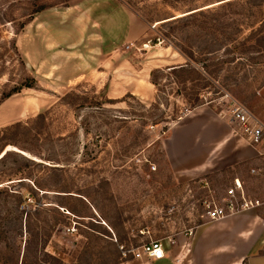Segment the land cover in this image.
I'll use <instances>...</instances> for the list:
<instances>
[{
  "label": "rangeland",
  "instance_id": "374dc122",
  "mask_svg": "<svg viewBox=\"0 0 264 264\" xmlns=\"http://www.w3.org/2000/svg\"><path fill=\"white\" fill-rule=\"evenodd\" d=\"M125 1L135 4L138 13L117 0H71L36 15L18 31L19 21L2 20L0 0V97L29 78L36 81L34 89L2 105L0 130L47 112L44 134L69 137L62 144L8 147L45 165L61 166L46 159L67 161L62 182L46 178L40 168L33 174L46 187L73 192L62 200L54 196L62 193L49 192L46 206L61 204L80 216L64 211L68 226L52 233L49 253L65 264L78 257L81 264H137L124 258L120 247L159 241L169 253L152 264H189L192 240L203 225V180L210 181L214 198L223 196L228 182L219 175L211 179L181 172L172 161L171 132L192 110L205 106L218 114L229 100L264 123V41L242 52L226 39L231 34L242 39L257 28L264 4L233 0L234 5L222 8L228 0H176L171 8L159 0ZM145 7L155 20L204 10L206 22L224 17L225 25L234 21L241 31L226 27L211 34L208 29L207 37L187 28L173 33L176 42L163 36L165 27L139 19L148 17ZM170 41L191 49V66L198 73H178L177 85L158 74V92L150 73L187 63ZM71 93L82 98L80 110L62 100Z\"/></svg>",
  "mask_w": 264,
  "mask_h": 264
},
{
  "label": "trees",
  "instance_id": "16d2710c",
  "mask_svg": "<svg viewBox=\"0 0 264 264\" xmlns=\"http://www.w3.org/2000/svg\"><path fill=\"white\" fill-rule=\"evenodd\" d=\"M1 18L5 23L19 21L18 31H21L28 23H30L36 15L43 11L50 9L56 5L65 6L71 0H1ZM122 4L134 9L135 13L138 10L135 9V4L131 1L117 0ZM263 4H264V0ZM176 0H159L161 5L166 7H172ZM221 5L222 8L231 7L233 0H228ZM148 17H139L141 21L146 23H152L165 27L168 30L167 34L163 36L168 39L171 36L176 42H179L177 36L174 34L178 31H184L187 28L200 29L208 37L209 33L216 31L217 29H225L226 27L233 28V31L240 33L241 28L238 24L226 23L224 24V17L210 18L206 22L208 11L194 9L188 13H183L178 16H171L162 20H155L152 11H148ZM204 19V22L200 20ZM201 25H197L200 23ZM208 25V26H207ZM207 26V27H206ZM264 18L259 22L257 28L252 29L250 33L242 39L235 37L231 34L228 40H231V46L234 50L248 51L252 49H258L264 41ZM190 31L187 29L185 32ZM174 33V34H173ZM189 43V35L187 36ZM175 49L187 60L185 66L179 65L175 67H169L164 70H155L150 73V84L153 85L158 92H160V84L157 82L156 75H165L172 81L174 85L178 84V73H195L196 71L191 66V62L194 61V57L190 50H184L176 46V42L170 41ZM208 43V41H206ZM258 46V47H257ZM190 48V47H189ZM253 59V58H252ZM21 63L22 59L19 57ZM36 81L33 78H29L25 83H21L19 86L14 87L8 93L0 97V105L10 99L15 94L20 93L24 89H34ZM131 96V95H129ZM104 99L105 103L113 104V100L106 99V97H99ZM82 98L75 94H66L62 100L70 101L66 103L70 104L77 110L81 109L79 100ZM98 104V103H97ZM98 108H102L99 106ZM47 112L38 114L33 120L27 123H15L6 128L0 130V264H65L60 258L54 256L46 250V246L50 241L53 232L59 229L66 228L68 226L67 215L64 211H68L64 205L48 202V205L43 203V200L47 198L49 192L62 193L57 196L58 199H68L71 196L69 191H65L63 187H46L38 179H34V171L36 168H40L46 178L58 181H63L65 176V168H67V161L61 159H46L51 162H56L61 166L45 165L37 162L35 159H29L24 156H20L17 153L9 150L8 147H21V144L34 146L40 142L47 143H65L69 137H62L58 135L55 138L50 137L48 134H44L43 129L47 121ZM10 156H15L21 159H7ZM25 186L24 191L18 189V187ZM43 191L44 193H41ZM79 195L78 193H74ZM75 217H80L73 211H68ZM49 213L55 215L53 221L46 218ZM19 243V244H18ZM80 257L76 258L71 264H81Z\"/></svg>",
  "mask_w": 264,
  "mask_h": 264
},
{
  "label": "crops",
  "instance_id": "0c3cea01",
  "mask_svg": "<svg viewBox=\"0 0 264 264\" xmlns=\"http://www.w3.org/2000/svg\"><path fill=\"white\" fill-rule=\"evenodd\" d=\"M170 142L172 161L184 174L219 175L228 186L237 179L248 195L264 198V159L211 109L200 106L189 112L171 132ZM189 264H264V209L203 224L192 240Z\"/></svg>",
  "mask_w": 264,
  "mask_h": 264
},
{
  "label": "built area",
  "instance_id": "2783aa9c",
  "mask_svg": "<svg viewBox=\"0 0 264 264\" xmlns=\"http://www.w3.org/2000/svg\"><path fill=\"white\" fill-rule=\"evenodd\" d=\"M226 102L225 111H219L217 115L228 122L234 136L247 143L259 157L264 158V123L244 105L234 100ZM255 173L256 171L253 170L252 174ZM203 189L207 192L201 201L203 224L213 223L258 208L264 209V200L248 195L242 183L237 179L226 187L223 196L219 198L213 197L210 181L207 179L203 180ZM169 245H173V242L169 241ZM120 250L124 258L129 257L137 264H152L166 258V252L159 241H150L127 249L121 246Z\"/></svg>",
  "mask_w": 264,
  "mask_h": 264
},
{
  "label": "water",
  "instance_id": "95a60500",
  "mask_svg": "<svg viewBox=\"0 0 264 264\" xmlns=\"http://www.w3.org/2000/svg\"><path fill=\"white\" fill-rule=\"evenodd\" d=\"M6 151H9V150H6ZM13 151L18 152V153H20L21 155L25 156L24 153L21 152V151H16V150H13Z\"/></svg>",
  "mask_w": 264,
  "mask_h": 264
},
{
  "label": "bare ground",
  "instance_id": "6f19581e",
  "mask_svg": "<svg viewBox=\"0 0 264 264\" xmlns=\"http://www.w3.org/2000/svg\"><path fill=\"white\" fill-rule=\"evenodd\" d=\"M6 150H10L9 148H7Z\"/></svg>",
  "mask_w": 264,
  "mask_h": 264
}]
</instances>
